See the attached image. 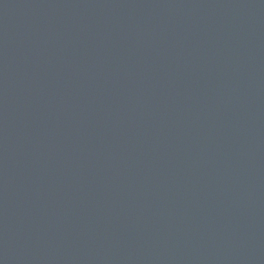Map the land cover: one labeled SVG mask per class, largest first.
I'll list each match as a JSON object with an SVG mask.
<instances>
[{
  "label": "water",
  "instance_id": "obj_1",
  "mask_svg": "<svg viewBox=\"0 0 264 264\" xmlns=\"http://www.w3.org/2000/svg\"><path fill=\"white\" fill-rule=\"evenodd\" d=\"M0 264H264V0H0Z\"/></svg>",
  "mask_w": 264,
  "mask_h": 264
}]
</instances>
